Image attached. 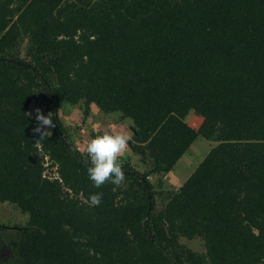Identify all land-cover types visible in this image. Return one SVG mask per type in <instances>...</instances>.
I'll list each match as a JSON object with an SVG mask.
<instances>
[{
	"label": "trees",
	"instance_id": "1",
	"mask_svg": "<svg viewBox=\"0 0 264 264\" xmlns=\"http://www.w3.org/2000/svg\"><path fill=\"white\" fill-rule=\"evenodd\" d=\"M34 100L55 116L42 148ZM91 103L129 123L145 173L92 186L98 134L57 117ZM197 138L192 173L154 191ZM0 205L26 216L0 224V264H264V0H0Z\"/></svg>",
	"mask_w": 264,
	"mask_h": 264
},
{
	"label": "rangeland",
	"instance_id": "2",
	"mask_svg": "<svg viewBox=\"0 0 264 264\" xmlns=\"http://www.w3.org/2000/svg\"><path fill=\"white\" fill-rule=\"evenodd\" d=\"M26 43L22 42L17 50L18 58H23V49ZM36 109H40L41 114L43 113L44 108L40 104L39 100H34L30 103L28 107L27 114L30 117L36 116ZM80 107H67L65 105H61L59 109H57V117L62 124V126L67 129H78V135L84 136L88 135L89 131H95L98 135L104 133H115L119 131L128 132L132 136V132L130 130V125L127 123L126 120L123 122L118 123L116 119H118V115L116 114H109L105 115L98 111L97 107L94 104H89V114L86 119H84V123L81 124V115H80ZM83 120V119H82ZM185 122L193 129H197L200 125L201 120L193 116H187L185 118ZM118 123V124H117ZM97 124L100 127H97ZM118 125H122L120 128L117 129ZM117 129V130H116ZM49 131V129H45ZM74 138H77L75 136ZM77 141H75V144ZM213 143L208 142L204 139L197 138L193 144L189 146L186 152L179 158L173 168L165 175H150L147 176V181L152 185L157 191V193H164L166 191H173L181 183H183L187 177L192 173L193 169L196 167L198 162L203 158V156L207 153ZM121 164H127L133 171L137 173H145L147 171L146 167L143 166L139 162L137 156L130 153L129 148L123 153L120 157ZM44 165V164H43ZM47 165V164H46ZM45 166V165H44ZM53 168H46L45 175H49L50 177L53 176ZM158 198L156 197V204L158 203ZM26 223V216L19 214L14 210L10 205H0V224L7 225L9 227L17 226L22 227ZM186 243V242H185ZM188 243H186L187 245ZM189 246L196 250L198 249L197 242H191ZM200 250V247H199ZM7 258L2 255L1 261L3 263L7 262Z\"/></svg>",
	"mask_w": 264,
	"mask_h": 264
},
{
	"label": "clouds",
	"instance_id": "3",
	"mask_svg": "<svg viewBox=\"0 0 264 264\" xmlns=\"http://www.w3.org/2000/svg\"><path fill=\"white\" fill-rule=\"evenodd\" d=\"M35 120L37 126L33 129L34 134L39 135L35 146L42 148L45 138L51 136V132L45 129L55 127L52 121V113L41 114L40 109H36ZM99 128L100 125L97 124ZM131 134L117 131L115 133H104L91 138L82 149V156L87 167V177L94 188H101L107 183L119 186L125 182V174L119 158L129 147ZM102 192L89 195L85 201L90 208L99 207L102 203Z\"/></svg>",
	"mask_w": 264,
	"mask_h": 264
},
{
	"label": "water",
	"instance_id": "4",
	"mask_svg": "<svg viewBox=\"0 0 264 264\" xmlns=\"http://www.w3.org/2000/svg\"><path fill=\"white\" fill-rule=\"evenodd\" d=\"M16 64H19V65H23V66H27V65H25V64H23V63H20V62H15ZM49 113H51V112H49ZM55 120V116L54 115H52V121H54ZM55 128V127H54ZM86 162V161H85ZM87 164V163H86ZM141 181H143L142 179H141ZM147 198H149V196L147 195ZM149 201H147V206H149Z\"/></svg>",
	"mask_w": 264,
	"mask_h": 264
},
{
	"label": "crops",
	"instance_id": "5",
	"mask_svg": "<svg viewBox=\"0 0 264 264\" xmlns=\"http://www.w3.org/2000/svg\"><path fill=\"white\" fill-rule=\"evenodd\" d=\"M93 133H95L96 134V132L94 131ZM121 159V158H120Z\"/></svg>",
	"mask_w": 264,
	"mask_h": 264
}]
</instances>
